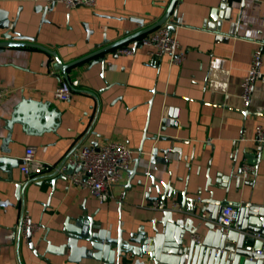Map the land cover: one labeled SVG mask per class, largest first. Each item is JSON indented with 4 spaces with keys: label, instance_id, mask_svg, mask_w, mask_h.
<instances>
[{
    "label": "crops",
    "instance_id": "1",
    "mask_svg": "<svg viewBox=\"0 0 264 264\" xmlns=\"http://www.w3.org/2000/svg\"><path fill=\"white\" fill-rule=\"evenodd\" d=\"M170 2L96 0L93 6L70 7L57 1L55 9L46 14L48 21L40 25L43 11L36 7L45 6L48 0H0L11 16L20 13L17 30L38 34V42L56 50L64 62L95 50L105 37L113 42L139 30L136 18H142L145 26L153 24ZM222 2L232 6L230 18L224 19L221 26L229 36H219L208 26L211 11ZM175 9L170 16V21L176 22L172 32L186 54L180 63L167 54L152 58L149 47L142 44L133 54L117 55V49L108 52L105 70L101 63L92 65L90 59L71 68L65 77L54 68V56L42 48L0 47V87L8 90L0 99V146L8 134L5 119L22 97L50 101L49 108L62 112L57 130L25 133L22 125L15 123L9 147L16 158L22 159L26 147L34 145L39 159L55 164L84 145L115 140L134 150L130 168L141 154L139 171L151 168L156 177L177 190H187L191 196L201 192L208 197L210 188L214 189V198L264 202V143L256 140L257 127H264V78L257 80L248 108L241 97V83L257 49L263 54L264 72V0H178ZM134 43L135 39L127 42L129 46ZM63 79L80 80L67 100L55 95ZM165 106L177 111L178 126L170 123L174 117L169 115L163 123ZM154 136L162 138L154 140ZM169 136L174 139L166 138ZM156 145L175 147L177 151L169 153L167 162L152 164L150 152ZM248 158L255 170L237 180L233 173ZM20 166L13 168L12 181H6L9 173L0 169V186L13 188L18 181L26 182L29 178ZM49 172L46 169L43 174ZM228 176V186L218 187V178L227 181ZM140 177L124 171L113 186L114 197L104 202L72 182L71 176L66 180L57 178L54 187L46 179L41 187L31 183L22 203L13 193L0 192V199L9 196L15 202L0 206V264H77L68 261V250L64 255L45 252L48 240L60 244L56 230L69 216L94 214L114 231L118 226L127 231L141 225L150 227L163 212L150 205L144 189L137 185ZM210 177L213 185H208ZM181 197L174 193L168 201ZM21 205L40 226L33 236L37 253L24 233L18 241L16 226L22 215ZM206 230L202 225L199 232L203 235Z\"/></svg>",
    "mask_w": 264,
    "mask_h": 264
},
{
    "label": "water",
    "instance_id": "2",
    "mask_svg": "<svg viewBox=\"0 0 264 264\" xmlns=\"http://www.w3.org/2000/svg\"><path fill=\"white\" fill-rule=\"evenodd\" d=\"M178 0H171L165 13L153 24L145 26L142 18H136L140 22L141 28L133 33L128 34L118 40L110 42L106 37L100 43L96 44V49L89 51L69 62H64L59 53L45 44L38 42V34L27 35L17 30V23L20 13L15 16L10 15V10L3 7L0 3V47L9 45H28L42 48L54 56V68L62 71L65 77H68V71L85 62L92 60V65L101 63L103 70L109 64L107 53L113 49H127L132 47L136 49L138 45L143 44L145 36L155 28L166 23L171 30H175V23L170 21V16L174 11ZM57 0H48L45 6L39 5L37 10L41 9L42 16L40 25L48 21L46 14L55 9ZM232 6L227 2H222L220 6L211 11V21L208 26L216 29L219 36L226 35L222 32L221 26L224 19L231 16ZM177 16L174 14V20ZM86 28L87 25L85 24ZM88 30V29H87ZM90 31V30H88ZM135 39L133 46L127 44L128 41ZM104 77L103 73L101 74ZM109 85V84H107ZM108 87V86H107ZM50 101H41L28 98L26 96L14 106L9 118L5 119V128L8 134L3 138L0 146V169L8 172L6 181L13 180V168L22 164L23 159L16 158L11 154L9 142L12 141V132L15 123L22 125V131L25 133H41L43 131H56L61 119L62 112L57 109L49 108ZM163 123L168 119L167 116L174 117L170 123L178 126L179 122L175 119L177 111L170 106L164 107ZM154 136L153 139L156 140ZM174 139V137H166ZM96 146L97 144L94 143ZM142 152L143 146L139 148ZM177 151L175 147L153 146L150 152L149 161L155 164L158 161L167 162L169 153ZM73 150L66 154L60 161L55 164H46L48 174H42L28 179L26 182L18 181L12 188L11 185L0 186V192L15 196L18 202H23L26 188L31 183L41 187L43 179L47 183L55 185L57 178L66 180L77 168L69 163V157ZM140 152V153H141ZM159 152L163 155L159 156ZM142 155L135 158L133 168L127 169L131 176L135 174L141 177L137 185L145 191V196L150 205H155L163 212L162 218L153 219L152 225L146 227L139 226L136 230L127 231V229L118 226L116 231L105 225L102 219H96L94 214L80 215L78 217L69 216L63 227L56 230L60 244H53L47 241L45 252L64 255L68 250V261L77 264H264V202L248 201H231L226 198H214V189L208 188L211 194L203 197L201 192L189 195L187 190H177L169 182H164L155 176L154 172L147 173V170L139 171L138 165ZM250 157V154H247ZM248 162H252L248 158ZM244 174L243 167L240 166L233 176L237 180L241 179ZM225 179V178H224ZM227 181L218 178L219 186H228ZM38 181V182H37ZM130 185V184H129ZM208 185H213L211 177L208 179ZM163 186V187H162ZM130 187V186H129ZM174 193H180L181 199L176 206L169 203V199ZM233 205L237 209V218L231 226L218 225L215 220L222 207ZM15 205L9 196L0 199V206ZM22 213H25L24 206ZM208 212V218H203V213ZM161 224V227H159ZM204 225L207 230L200 239H196L193 234L200 233V227ZM18 241L22 237L23 231L19 225L16 226ZM38 230V229H37ZM37 230H29L25 234L30 247L35 250L33 236ZM45 240L44 235L41 237ZM41 257L45 258V255ZM48 259V258H47ZM85 261V262H83Z\"/></svg>",
    "mask_w": 264,
    "mask_h": 264
},
{
    "label": "built area",
    "instance_id": "3",
    "mask_svg": "<svg viewBox=\"0 0 264 264\" xmlns=\"http://www.w3.org/2000/svg\"><path fill=\"white\" fill-rule=\"evenodd\" d=\"M62 1L70 7L81 5L93 6L96 0H57ZM143 44L149 47L148 53L152 58H160L163 55H169L173 62L180 63L185 59V50L183 49L177 36L166 26L161 25L149 32ZM135 49H118L121 54H133ZM263 54L261 49L253 52L251 66L243 78L241 86V97L245 107H249L253 98L254 87L259 79L264 78L262 72ZM54 72V71H53ZM80 83L79 79L61 80L55 90L56 97L60 99H70L73 90ZM8 93L6 87H0V99ZM256 140L258 143H264V127L259 125L256 130ZM134 150L126 144L110 140L101 145H84L75 149L69 157V163L76 170L71 175L74 183L80 184L83 188L88 189L99 201L104 202L114 197L113 186L120 181L122 173L130 168L134 158ZM23 162L20 166L22 173L27 178H33L42 175L45 171V162L36 156V147L28 145L22 156ZM244 173L255 170V164L244 162L242 165ZM152 172L151 168L147 173ZM178 206L179 202L174 201ZM237 209L229 204L225 205L219 211L215 222L221 226H231L237 218ZM203 218L207 219V213H203ZM40 226L33 222L31 218L22 213L20 216V228L26 234L29 230L35 231ZM196 239L201 238L200 233H195ZM26 237V236H25Z\"/></svg>",
    "mask_w": 264,
    "mask_h": 264
}]
</instances>
